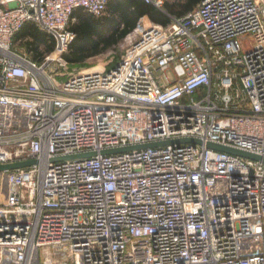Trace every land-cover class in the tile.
<instances>
[{"label": "built area", "instance_id": "1", "mask_svg": "<svg viewBox=\"0 0 264 264\" xmlns=\"http://www.w3.org/2000/svg\"><path fill=\"white\" fill-rule=\"evenodd\" d=\"M108 2L0 0V164L36 161L0 171V264H264V163L206 147L264 156V0H203L70 70L74 11ZM26 23L56 40L41 63Z\"/></svg>", "mask_w": 264, "mask_h": 264}, {"label": "trees", "instance_id": "2", "mask_svg": "<svg viewBox=\"0 0 264 264\" xmlns=\"http://www.w3.org/2000/svg\"><path fill=\"white\" fill-rule=\"evenodd\" d=\"M202 1L166 0L164 9H160L144 0H109L106 10L100 16L76 9L73 14L76 19L70 24L75 38L64 57L71 66L84 64L91 57L116 49L143 17L167 26L172 22L171 17L184 16L197 8ZM106 13L110 16H106ZM13 43L14 48L39 63L56 46L54 36L36 23H26L15 35ZM118 60L119 57L116 62Z\"/></svg>", "mask_w": 264, "mask_h": 264}, {"label": "water", "instance_id": "3", "mask_svg": "<svg viewBox=\"0 0 264 264\" xmlns=\"http://www.w3.org/2000/svg\"><path fill=\"white\" fill-rule=\"evenodd\" d=\"M202 144L203 142L196 138H180V139H174V140H166V141H158V142H150L146 144H138V145H131V146H125V147H118V148H111V149H104L101 151H92V152H85V153H79L74 154L70 156H61L56 157L52 159L53 161H64V160H72V159H82L86 157H93L98 154H113V153H120V152H126L131 150H138V149H145V148H153L158 146H165V145H175V144ZM206 147L209 149L225 152L231 155L235 156H241L244 158L260 161L264 163V156L240 150L237 148H233L227 145L218 144L214 142H207ZM35 160H29V161H23V162H15V163H8V164H0V171H6V170H12L16 168H22L27 167L32 164H35Z\"/></svg>", "mask_w": 264, "mask_h": 264}, {"label": "rangeland", "instance_id": "4", "mask_svg": "<svg viewBox=\"0 0 264 264\" xmlns=\"http://www.w3.org/2000/svg\"><path fill=\"white\" fill-rule=\"evenodd\" d=\"M162 9H164V8H162ZM106 16H110V14H107ZM172 19L173 18L171 17V20ZM144 22L150 23V19L148 17H143L139 21L136 28L117 46L116 49H111V50H108L101 55L91 57V58L87 59L84 64H77V65H73V66L68 64V66L70 67V70L71 69H73V70L98 69V68L101 69V68H105V67L106 68L110 67L114 62H116L117 57H119V59H120L122 54L127 50V48L129 47V45L131 43V40L134 39L133 36H135L136 29L140 26V24H143ZM21 49L24 51L23 47H21Z\"/></svg>", "mask_w": 264, "mask_h": 264}]
</instances>
